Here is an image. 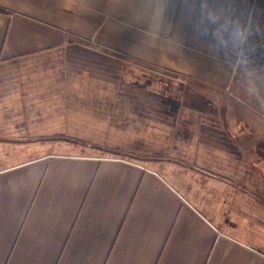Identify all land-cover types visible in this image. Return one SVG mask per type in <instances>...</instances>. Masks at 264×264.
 <instances>
[{
	"label": "crops",
	"instance_id": "0c3cea01",
	"mask_svg": "<svg viewBox=\"0 0 264 264\" xmlns=\"http://www.w3.org/2000/svg\"><path fill=\"white\" fill-rule=\"evenodd\" d=\"M261 146L264 0H0V264H264Z\"/></svg>",
	"mask_w": 264,
	"mask_h": 264
},
{
	"label": "clouds",
	"instance_id": "9594fccd",
	"mask_svg": "<svg viewBox=\"0 0 264 264\" xmlns=\"http://www.w3.org/2000/svg\"><path fill=\"white\" fill-rule=\"evenodd\" d=\"M207 20L211 24H218L220 20V16L215 12L209 11L207 14ZM252 18L249 17V22L247 25L243 24L241 21H232L230 18L226 20L223 24H219L214 32V36L218 40V42H223L222 33L230 30L232 34L233 42L237 45L244 44L247 42L248 37L251 35Z\"/></svg>",
	"mask_w": 264,
	"mask_h": 264
},
{
	"label": "rangeland",
	"instance_id": "374dc122",
	"mask_svg": "<svg viewBox=\"0 0 264 264\" xmlns=\"http://www.w3.org/2000/svg\"><path fill=\"white\" fill-rule=\"evenodd\" d=\"M261 147H262L261 151H264V146H261Z\"/></svg>",
	"mask_w": 264,
	"mask_h": 264
}]
</instances>
